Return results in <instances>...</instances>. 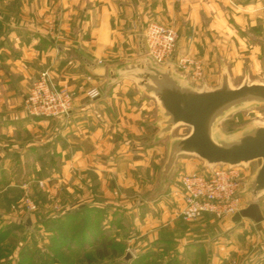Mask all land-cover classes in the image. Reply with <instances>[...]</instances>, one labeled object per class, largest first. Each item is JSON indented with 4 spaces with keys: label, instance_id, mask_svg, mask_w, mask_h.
Returning <instances> with one entry per match:
<instances>
[{
    "label": "crops",
    "instance_id": "obj_1",
    "mask_svg": "<svg viewBox=\"0 0 264 264\" xmlns=\"http://www.w3.org/2000/svg\"><path fill=\"white\" fill-rule=\"evenodd\" d=\"M151 21L177 32L175 55L200 61L203 85L150 61L143 35ZM42 70L75 94L64 117L24 110ZM243 84L264 85V0H0V179L21 170L41 178L72 173V189L86 188L87 207L104 212L105 227L135 228L170 260L264 264V220L205 215L194 225L179 217L180 176L203 173L207 163L179 149L190 133L167 138L186 124L172 121L155 91ZM90 89L98 91L93 99Z\"/></svg>",
    "mask_w": 264,
    "mask_h": 264
},
{
    "label": "rangeland",
    "instance_id": "obj_2",
    "mask_svg": "<svg viewBox=\"0 0 264 264\" xmlns=\"http://www.w3.org/2000/svg\"><path fill=\"white\" fill-rule=\"evenodd\" d=\"M239 81L241 78L233 81L234 86L238 85ZM257 127H264V102L245 100L228 108L223 115L216 118L212 125V136L217 143L234 142ZM188 133H191L190 126L178 125L167 138ZM261 162L260 159L246 162L241 164V168L244 172V193L247 201L259 199L264 214V186L261 188L257 186ZM17 168L16 164L14 166L11 164V170L17 172ZM51 168L52 165L49 164L44 171L49 173ZM25 171L27 170H21L18 177L13 180L7 177L0 179V259L4 258L1 264H18V253L31 247L32 257H24L21 264H179L180 261L184 264H197L199 262L197 256L186 258L184 261L177 258L170 260L174 258L173 254L167 257L162 250H157L162 245L150 246L147 241L140 240L135 228L128 227L119 233L113 225L110 228L105 227L104 212L101 210L92 212L87 207L91 201L85 193L86 188L78 185L79 188L72 189L74 178L71 177L74 174L70 173V177L60 173L55 177L41 178L33 170L27 175ZM90 197L94 202L102 201L96 193ZM65 213L67 217L61 216ZM27 218H30L28 227L25 224ZM46 218H51L50 220L53 221H44ZM211 219L221 221L224 218L211 216ZM53 234L55 237L52 236ZM246 235H249L246 240L251 244L258 240L257 233L251 229ZM108 238L114 241L107 244ZM243 239L245 241V238ZM105 250L108 256L101 257L100 254ZM127 252L131 254V259L125 262L123 257ZM46 257H50L51 260ZM210 257L213 259L212 253ZM228 263L244 264L230 258Z\"/></svg>",
    "mask_w": 264,
    "mask_h": 264
},
{
    "label": "built area",
    "instance_id": "obj_3",
    "mask_svg": "<svg viewBox=\"0 0 264 264\" xmlns=\"http://www.w3.org/2000/svg\"><path fill=\"white\" fill-rule=\"evenodd\" d=\"M143 38L145 54L154 65L172 66L190 83L203 85L200 61L185 54L175 55L178 35L173 28L151 21L145 28ZM97 95L96 89L86 92L90 99ZM74 96V92L56 86L48 70H42L24 99V110L31 117H64L72 108ZM241 164L207 163L203 173L181 175L179 217L191 222L205 215L230 218L238 212L244 203L245 180Z\"/></svg>",
    "mask_w": 264,
    "mask_h": 264
},
{
    "label": "water",
    "instance_id": "obj_4",
    "mask_svg": "<svg viewBox=\"0 0 264 264\" xmlns=\"http://www.w3.org/2000/svg\"><path fill=\"white\" fill-rule=\"evenodd\" d=\"M155 91L172 121L182 122L191 127L190 135L182 141L179 149L191 152L208 164L236 165L260 159L258 187L264 186V127L241 136L237 141L217 143L212 136V125L224 110L245 100L264 101V85L243 84L236 88L223 86L214 90H168L156 88ZM232 221L248 219L254 223L264 220L257 199L250 201L232 216ZM28 227L30 218L25 220ZM131 259L127 252L123 261Z\"/></svg>",
    "mask_w": 264,
    "mask_h": 264
},
{
    "label": "trees",
    "instance_id": "obj_5",
    "mask_svg": "<svg viewBox=\"0 0 264 264\" xmlns=\"http://www.w3.org/2000/svg\"><path fill=\"white\" fill-rule=\"evenodd\" d=\"M61 216H63V217H67V213H65V214H63V215H61ZM69 216V215H68ZM58 218H60V217H58ZM51 219V218H50ZM49 218H46L44 221H48V222H50V221H53V220H50ZM53 219V218H52ZM64 219V218H63ZM41 221H43V220H41ZM53 237H55V235L53 234L52 235ZM114 241V239H111V238H108L107 239V244L110 242H113ZM115 243V242H114ZM106 247H107V245H106ZM106 249V248H105ZM31 250H33L32 249V247L31 248H28V249H26V250H24V251H20L19 253H18V258H17V262H18V264H21L22 263V261H23V259H24V257H32V255H33V252L31 251ZM104 251V250H103ZM102 251V254H100V256L101 257H105V256H108V253H106V250H105V252H103ZM48 260H51V258L49 257H46ZM2 259H4V258H2ZM2 259H0V264H1V261H3ZM46 260V259H45Z\"/></svg>",
    "mask_w": 264,
    "mask_h": 264
}]
</instances>
